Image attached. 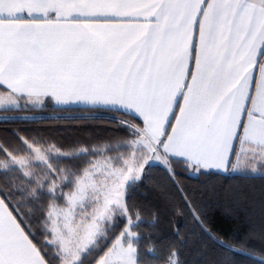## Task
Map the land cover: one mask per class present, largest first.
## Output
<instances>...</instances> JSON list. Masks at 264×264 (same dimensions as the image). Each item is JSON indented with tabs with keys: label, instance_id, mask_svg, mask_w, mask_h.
Wrapping results in <instances>:
<instances>
[{
	"label": "snow or ice",
	"instance_id": "1",
	"mask_svg": "<svg viewBox=\"0 0 264 264\" xmlns=\"http://www.w3.org/2000/svg\"><path fill=\"white\" fill-rule=\"evenodd\" d=\"M0 103L5 111L111 113V123L141 145L140 167L158 162L176 187L175 216L190 218L227 253L264 264V187L257 194L211 183L255 173L253 164L264 177V0H0ZM17 119L30 117L0 122ZM10 153L0 145V264H97L88 244L100 209L75 230L57 228L66 202L87 195L100 204L81 166L65 168L58 182L59 168L20 175ZM147 176L145 169L136 179L143 184ZM192 178L201 186L182 183ZM121 187L117 182L115 198L109 190L102 208L126 213L128 227L98 264H189L175 243L160 247L138 230L143 221L134 205L121 204ZM65 189H75L67 201ZM210 199L227 213L246 210L247 231L235 245L206 227ZM158 219L154 213L152 225ZM182 227L174 223L178 240ZM206 264L236 261L213 257Z\"/></svg>",
	"mask_w": 264,
	"mask_h": 264
},
{
	"label": "trees",
	"instance_id": "2",
	"mask_svg": "<svg viewBox=\"0 0 264 264\" xmlns=\"http://www.w3.org/2000/svg\"><path fill=\"white\" fill-rule=\"evenodd\" d=\"M96 112V111H95ZM103 112V111H99ZM87 110L72 109L71 111L45 108L37 111H5L0 110V117H30L27 121L17 119L8 123L0 122V145L11 150L15 157L26 156L29 153V144L40 147H53L65 153L53 161L56 168L64 170L73 164L81 166V175L91 165L92 161L98 159L103 148L111 156H118L121 153L129 152L128 143L133 138L129 133L120 130L119 126L111 123V113L103 112L92 116ZM58 117V119H55ZM128 119L127 117H120ZM19 138V139H18ZM33 141H37L33 143ZM84 150L83 152H80ZM94 153V154H93ZM71 156V160L64 157ZM4 161L3 154H0V163ZM90 161L91 163H87ZM148 176L143 184L135 179L129 182L125 189V204L134 205L135 210L141 217L139 231L145 236L152 235L159 241L160 247L175 243L181 250V256L192 262L206 264L210 258L222 259L231 256L236 264H251L247 257L235 256L221 249L213 241L209 240L207 234L202 232L199 226L194 225L190 218L177 217L174 214L175 207L181 204L180 194L176 187L168 179L159 164H153L151 168L145 166ZM19 174L24 175L18 168ZM144 170L139 177L143 178ZM17 175V174H13ZM28 178L27 176L25 177ZM200 180L205 178L201 177ZM182 183L189 188L200 187L196 178L182 179ZM225 189H249L255 193L264 187V177L261 175L232 174L220 176L211 181ZM131 186V187H130ZM134 189V191H133ZM65 193L70 191L64 190ZM131 192L130 198L128 194ZM206 203L207 224L213 235L223 239L226 244L235 245L239 238H242L247 231V212L240 208L231 213L225 212V205L218 200L210 199ZM253 211L259 214L258 202L252 206ZM158 214V221L152 225V216ZM128 216L116 215L112 222L104 224V232L90 247L92 252L88 254L89 260H96L104 256L111 247V239L123 228L128 226ZM180 221L183 227L180 229L183 240H178L174 232V223ZM87 252V251H86ZM201 252L206 255H199ZM153 255H158L154 253Z\"/></svg>",
	"mask_w": 264,
	"mask_h": 264
},
{
	"label": "rangeland",
	"instance_id": "3",
	"mask_svg": "<svg viewBox=\"0 0 264 264\" xmlns=\"http://www.w3.org/2000/svg\"><path fill=\"white\" fill-rule=\"evenodd\" d=\"M4 105V104H3ZM2 106V105H1ZM2 108H5L2 106ZM94 114H103V112H95ZM92 113V114H93ZM129 152L124 154L121 153L118 156L108 155L106 152L107 148H103L101 150L102 155L92 161L91 165L83 172L81 176L87 178L90 185L95 186V189L99 191L100 195V204L92 205L91 199L86 195L83 199L77 198L75 203L68 204L67 202L62 206L59 216L57 218V223L62 224L63 232H66L65 224L67 223L69 227H73L74 230L77 226L82 222L83 217L85 215H91L93 212L100 209V212L97 213L98 217V227L95 229V234L91 237V243L88 244L90 248L100 235L104 232V224L107 222H112L116 213L112 211V206L109 205V211L103 212V201L104 197L108 195L109 190L112 191V196L115 198V188L117 182H119L122 187L120 188V192L122 193L120 197L121 204H125V189L129 182L135 180L137 177L141 175L144 168L140 167V164L144 162L141 160L138 164L137 161L141 156H143V152L141 150V145L133 142V138L128 143ZM81 150L80 152H83ZM65 153H62L60 150L55 149L53 147L49 148H40L29 144V153L26 156L15 157L17 164L16 167L19 168L23 174H30L31 172H40L41 170L47 171L49 169L55 171L56 166L54 164L55 159L65 156ZM11 158V157H10ZM158 163V162H157ZM156 164V163H154ZM3 161L0 163V167H2ZM127 177V179H125ZM43 177L41 176V179ZM63 178V170H61V175L58 176L59 179ZM75 189L67 191L65 193V198L72 195ZM89 192H92L93 189L90 187L88 189ZM88 204L86 211L83 210L85 204ZM103 212V214H100ZM65 215H67V221L65 220ZM86 223H90L91 221H85ZM76 224V225H72ZM72 225V226H70ZM128 227V226H127ZM85 252L87 249L84 250ZM108 251V250H107ZM107 253V252H106ZM105 253V254H106ZM104 254V256H105ZM102 256L100 259L104 258ZM98 264V262H97Z\"/></svg>",
	"mask_w": 264,
	"mask_h": 264
},
{
	"label": "crops",
	"instance_id": "4",
	"mask_svg": "<svg viewBox=\"0 0 264 264\" xmlns=\"http://www.w3.org/2000/svg\"><path fill=\"white\" fill-rule=\"evenodd\" d=\"M4 104V105H3ZM3 107H5V108H2V106ZM8 107V105L7 104H5V103H0V110L1 109H6ZM92 116H97V115H99V114H91ZM244 159H246V158H243L242 157V165H243V161H244ZM248 167L249 168H251V169H256L257 171L255 172V173H252V172H249V173H243V172H240V173H235V174H246V175H260L259 174V172H260V170H259V168H258V165H255V164H253V165H248ZM62 225V224H61ZM60 224H58L57 223V228L60 230V231H62L63 232V229H62V226H61ZM72 225H76V224H72ZM72 225H70V226H72ZM73 230H74V228L73 227H71Z\"/></svg>",
	"mask_w": 264,
	"mask_h": 264
}]
</instances>
